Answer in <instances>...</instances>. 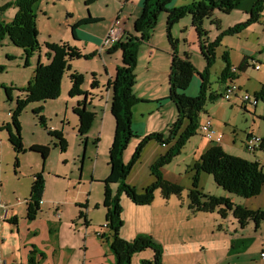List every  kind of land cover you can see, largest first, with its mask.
Wrapping results in <instances>:
<instances>
[{
    "label": "rangeland",
    "instance_id": "obj_1",
    "mask_svg": "<svg viewBox=\"0 0 264 264\" xmlns=\"http://www.w3.org/2000/svg\"><path fill=\"white\" fill-rule=\"evenodd\" d=\"M17 1L0 0V24H9L13 20L17 12ZM84 1L37 0L34 5V11L36 15L37 42L40 45V49L33 53V56L26 57L24 51L15 47L7 36H3L0 39V198L1 202L6 205V210L11 213L15 211L18 218L22 217L25 213L24 201L28 199L34 172H42L45 189L41 202L43 201L42 208L43 212L48 214L47 217L49 215L53 216L57 210L59 212L57 215L60 216L63 222L75 220L78 210H82V214L86 216L84 207L80 209V205L77 204H82L81 206H83L86 202H89V213L94 226H96L97 222L103 224L105 220L106 209L103 207V202L106 185L103 181H105L109 174V149L114 138L113 121L110 124L108 120L105 122L103 133H101L100 126L102 107L105 106L106 102L105 99L101 98V94L106 87V80H104L106 84L98 85V88L101 87L100 93V89H98L88 94L89 107L87 110L94 114V118L85 137H83L84 141L87 137L86 143L81 141L78 136V118L72 112V105H76L77 103L72 100L74 98L68 96L70 90L69 78L67 79L65 74L60 82V95L55 101H49L44 104H28L19 115L18 122L21 127L22 143L26 152L16 155L8 142L7 133V125L11 126V115L15 108L16 99L19 96L17 91L26 87L31 80L38 61L41 64L48 63V61L47 63L45 61L47 60L45 56L47 52L46 44H59V42L67 40L68 37L71 38L72 34L70 30L65 28V23L68 21L67 15H74L75 20L77 16L87 17L90 15L92 17L104 15L105 22H100V24L94 25L90 29H101L104 24L108 23L107 18L112 14L115 0H95L89 5L87 4V6ZM218 1L222 2L224 0ZM144 2L145 0H142L141 12ZM238 7L239 2L237 0V6L230 13L220 16L221 14L217 12L220 16L218 28L219 26L223 28L220 30L221 32L230 28V26L233 27L246 21L247 15L242 14ZM169 9L172 8L169 7ZM217 14L214 12L212 19L205 21L203 26L211 42L215 41L219 36V33L216 32V27L211 24L212 21L217 22V19L214 17ZM184 18L190 22L188 17ZM184 18L173 26L171 30L173 38H177L180 33L179 30H182L181 25H183L182 21ZM135 21L136 19L133 21V24ZM165 24L166 16L165 14H161L154 30L156 39L166 41ZM227 42L232 44V46L228 45L226 48ZM241 46L252 52L263 48L264 10L258 23L246 27L236 36H224L220 39V43L215 48V63L209 71L210 92L220 96L216 101L206 103L204 111L199 116V124H204L207 119L211 121L216 135L221 138L219 144H222L225 153L246 161L257 162L258 160L262 163L264 162L262 161L264 160V154L260 152L255 154L247 153L244 150V142L248 135L264 138V103L258 100L254 106L252 103L244 105L241 97L247 94L253 102L256 94L254 90H257L258 82H263L262 84H264V55L261 57L258 55L249 57L247 70L243 73L238 72V78L233 80V83L241 88V93L233 96L230 101L223 98L225 84L219 82L220 73L224 68L222 60L223 52L238 53L239 47L240 49L242 48ZM40 53L41 59L38 58ZM117 54L121 57V52ZM191 54L192 57H188L194 67L198 63L200 66V62H202L199 70L195 67L197 73L200 74L205 68L204 62L196 51L192 50ZM90 59L75 62L74 66L79 70L85 71H89L90 69L101 70V61L98 59L90 61ZM256 67L259 68L256 69ZM155 70L156 68L154 67L147 68L145 61L138 56L135 75L136 78L139 76V83L143 81V84H146L148 78L157 79V72ZM91 77L92 75L88 74L86 79L89 80ZM192 83H195L196 87L190 96L186 93H191ZM199 84V75H194L184 94L189 97L196 96L199 92ZM85 86L87 87L89 84L85 83ZM5 88L12 89L10 99L5 95ZM140 105L149 107L148 105L150 104L145 103ZM36 111H38L37 114L35 113ZM65 112L67 113L66 115ZM162 115L166 116V120H171V123L168 125L169 127L176 121L175 107L172 105L167 110L163 109ZM39 116L44 118L47 130L39 124ZM152 116L157 121L158 126L161 119L158 115ZM109 119L112 120V118ZM185 126H182V130ZM168 127L163 128L157 133L163 134L166 137ZM135 128H138L137 125L135 126L134 124V127L131 125V130L135 133V137L130 139L122 155V161L125 164L132 158L140 141L145 136L152 134L142 133V131ZM48 131H55L61 135V138L66 143L64 151H61L58 147L59 140L54 136L48 135ZM34 144L48 145L50 147V153L44 162L39 154L28 150ZM215 146L219 145L208 142L198 129L181 151L161 169L164 181L181 188L179 195L171 194L167 199H164L161 192L157 190L154 193L153 202L147 206L151 207L149 210L139 208L141 206L132 204L126 196L121 195L119 205L121 207L123 225L120 229V234L126 233L134 223V220L128 219L133 215L127 209V207H130V209L140 212L137 218L141 223V227L153 233L157 239L165 244V249L162 247V259L165 256L176 261L177 264H215L218 251L221 253L229 251L227 249L229 235L231 236L230 238L235 234L239 237L242 232L244 235L248 233L250 236H253V224H250L247 229L245 226L243 228L240 227L238 221L230 211L226 212L225 216L222 217L218 213L219 209L210 213H193L189 209L191 203L189 195L193 190L211 197L225 196L235 206L244 207V204H249L245 199L228 194L218 187L211 175L202 172L197 173L195 165L200 156L209 148ZM168 149L169 147L149 142L142 149L139 158L126 177L125 183L133 187L138 194L151 186L155 180L151 176L150 167L158 157L165 155ZM16 159L18 161L17 169L14 166ZM107 187L112 191V194L116 193L117 185H108ZM200 201L204 202L203 199ZM164 207L168 208L165 210V213L167 218L172 222H166L164 227L160 224V230L157 231L158 221L154 216L155 213L160 212ZM99 227H97L98 230ZM175 227H177L175 230L178 231L181 240L174 238L171 240L167 237V230L174 229ZM104 228L106 229L105 226ZM101 231L106 233L103 227ZM213 232L214 235L212 234ZM147 235H150V233H147ZM190 235L191 237L187 238ZM155 237H152L154 241L156 240ZM255 258L252 257L250 262H255ZM260 260L264 264V259L260 258ZM165 264L168 263L165 262Z\"/></svg>",
    "mask_w": 264,
    "mask_h": 264
},
{
    "label": "trees",
    "instance_id": "obj_2",
    "mask_svg": "<svg viewBox=\"0 0 264 264\" xmlns=\"http://www.w3.org/2000/svg\"><path fill=\"white\" fill-rule=\"evenodd\" d=\"M95 0H85L87 6ZM172 0H145L141 15L133 24L136 36H128L118 41L109 53L121 52V62L116 68L115 77L106 84V89L111 90L110 113L114 119V138L109 149V174L103 183L106 185L104 190L103 207L106 209L105 227L108 236L98 234L101 238L109 241V250L112 253L115 264H130L131 258L140 252L150 249L153 252L151 260H142L140 264H161L163 249L156 243L150 235L139 234L131 241H125L119 237L122 228L121 207L119 198L126 196L129 201L137 206H149L153 202L155 191L159 190L164 199L171 194L179 195L181 188L177 185L169 184L163 180L161 169L172 160L196 134L199 129V116L204 111L207 102H214L220 95L210 92L209 71L215 63V48L224 36H236L246 27L256 24L261 19L264 10V0H253L252 6L247 12L248 18L245 22L237 24L219 33L215 41L208 39V33L204 30L205 21L211 20L214 12L222 15L230 13L237 6V0H202L189 5L169 9ZM37 0H18L16 2L17 12L9 24H0V39L7 36L10 42L17 48L24 51L26 57L33 56V53L40 49L37 42L36 15L34 5ZM161 14L166 15L165 31L167 42L170 48V66L168 76V96L177 111L176 121L168 127L167 136L160 133H152L145 136L135 149V152L128 163H123L122 155L131 138L135 133L131 130L132 107L141 102L134 93L133 87L136 82L135 69L138 54L143 43L150 40ZM191 18V25L198 37L199 50L205 62L204 70L198 74L195 67L190 63L187 54L180 55V40L173 38L171 30L184 17ZM100 22L99 19L92 18L90 15L82 19L77 24L71 26L73 37L77 26ZM218 28V23L211 22ZM185 42V41H183ZM45 53L47 64L37 62L31 80L26 87L19 89V96L15 102V108L11 115L10 124L7 125L8 142L16 155L26 152L22 143L21 127L18 117L23 109L31 103H46L56 100L60 95V82L63 75L70 71V63L73 60H88L94 55H83L81 52L69 46L67 43L46 44ZM222 60L224 68L220 73L219 82L223 84L225 80L233 77L231 65L228 60V53L223 52ZM248 68L245 60L240 63L235 71L245 72ZM90 88L98 86L95 75ZM199 75V92L194 97L184 94L188 88L192 77ZM84 75L72 72L69 75L70 98L84 97L78 101L72 109L73 114L78 118V136L81 141L85 137L94 118V114L87 110L88 92L81 88L84 84ZM12 89L5 88V95L10 99ZM256 101L264 103V86L255 94ZM42 109V107H41ZM40 109V110H41ZM36 114L38 111L35 112ZM39 124L45 129L46 123L42 116L38 117ZM186 125L182 130V126ZM11 127V129H10ZM13 131V132H12ZM48 135L54 136L59 140L58 147L61 151L66 148L65 141L57 132L48 131ZM87 138V137H86ZM86 143V139L84 141ZM155 142L160 146L169 147L167 153L158 157L150 167L151 176L155 182L145 188L140 194L125 183L134 163L139 158L142 149L149 143ZM28 150L41 156L43 162L50 153L48 145H31ZM15 169L18 168V161L15 160ZM197 173L202 172L213 177L214 183L226 191L228 194L235 195L243 199L257 197L264 190V173L259 163L256 161H246L225 153L219 146L211 147L204 152L195 165ZM42 172L33 175L29 189V196L26 202L27 219L32 221L40 211V203L44 192V177ZM108 185H117V191L112 194ZM189 209L193 213H210L216 209L224 217L226 212H231L238 221L240 227L246 226L248 222H253L257 229L261 222H264V211L249 210L241 206H235L228 198L211 197L196 190L190 192ZM203 199L204 202L200 200ZM79 217H83L80 212Z\"/></svg>",
    "mask_w": 264,
    "mask_h": 264
},
{
    "label": "crops",
    "instance_id": "obj_3",
    "mask_svg": "<svg viewBox=\"0 0 264 264\" xmlns=\"http://www.w3.org/2000/svg\"><path fill=\"white\" fill-rule=\"evenodd\" d=\"M197 1L199 0H172L169 7L172 9L179 8ZM238 2H239L238 9L241 10L242 14L247 15V12L252 6L253 0H238ZM141 5H142V0H123V1L115 0V3H113L112 14L107 18L108 23L104 24V26L101 29H90V28L93 27L94 25L100 24V22L101 23L105 22L104 15L92 16V18L99 19L100 22L77 26L76 29L74 30L75 37H73L72 35L71 38L68 37L67 40H65L64 42L63 41L59 42V43H67L69 46L78 49L83 55L94 54V56L90 59V61H93L94 59H98L102 63L101 70L99 71L92 69H90L89 71H85V70H79L74 66L75 62H80L81 60L84 59L73 60L70 63V71L65 73V77L68 79L69 75L72 72H77L79 74H82L84 75L85 81L81 89L83 91L88 92V94L100 89L99 90L100 93L101 87L98 88L97 86V88L91 89L90 82L92 80V77L91 79L87 80L86 76L88 74L91 76V74L94 73L95 80L97 81L98 85L106 84L104 80H106L107 82L113 80V78L115 77L116 68L120 65L121 62V57L119 54H117L120 51H116L114 53H109V50H106L104 52L99 51L101 40L105 36L109 26L116 17L120 18L123 23L124 36L122 40L128 36L131 37L136 36V33H134L133 30V21L141 15ZM218 14L215 15L214 17L217 19V23L219 25L220 23L219 17L222 16V14L220 16ZM67 18L68 21H66L65 23V28L67 30H70L71 32V26L77 24L79 21L85 19L86 17L77 16L75 20L74 15L71 14L70 16L68 14ZM188 18L190 19V22L187 21L188 19L185 18L183 19L182 21L183 25H181L182 30L181 31L179 30L180 33L176 38L181 41L179 45V53L180 55L187 54L189 57H192L191 51L194 50V52L196 51L201 56L199 50L198 37L192 28L191 18L189 16ZM219 28H220L219 30L216 29V32L218 33H220L221 32L220 30L223 29L220 26ZM153 34L148 42L143 43L141 45L139 51L140 55L138 54V56L139 58H142L145 61L147 68L150 67L156 68L155 71L157 72V79L148 78L146 80V84H143V81L139 83L138 81L139 76H137L135 85L133 87L134 95L138 99H140L141 102H138L132 107L131 125L133 127L134 124L135 126L137 125L138 128L135 129L142 131V133H157L158 131H161L163 128H167L169 123H171V120L165 119L166 116L162 115V110L163 109L167 110L168 108H171L172 105L174 106V104L167 99L168 90H169L168 76H169V66H170V48L167 39L166 41L156 39L155 34L154 35ZM228 45L232 46V44L227 42L226 48L228 47ZM254 55H258L259 57L264 55V46L262 49L259 48L253 52L245 49V47H242L241 49L239 47L238 53L229 52L228 60L231 65L230 70L232 69L235 70V68L240 63H243L244 60L248 65L249 57L250 56L253 57ZM38 58L41 59V53L38 55ZM45 61L47 63V60ZM201 64L202 62H200V66ZM200 66L199 63L198 65H195V67L198 70L200 69ZM233 74H234V76L232 77L233 79L238 78V71H236ZM85 83H88L89 86L86 87ZM262 83L258 82L257 90H254L256 91V93L260 90L262 86H264V84ZM191 86H192V88L190 89L191 93H186L187 95L190 96L194 92V88L196 87V85L195 83L194 84L192 83ZM69 87H70V83H69ZM101 98L106 100L105 106L102 107V121L100 122L101 130H102L101 133H103V127L107 120L109 124L112 121H113L112 124H114V119L110 113L111 90H107L105 87L103 93L101 94ZM82 99L83 97H75L72 100H74L75 103H77ZM145 103L150 104L148 105L149 107H143L142 105H140ZM74 107L75 105H72V109ZM88 107H89V102L87 109ZM66 114L67 113L65 112V115ZM152 115H158L159 118L161 119L160 122L158 123V126H157V121L154 119ZM176 117H177V111H176ZM109 118H112V120ZM86 142H87V138H86ZM218 145L223 150L222 144H218ZM257 162L259 163L264 173V162L261 163L258 160ZM36 173L38 172H34V174ZM44 189H45V185H44ZM245 200L249 204L248 205L244 204V208L250 210L264 211V190H262V192L257 197L251 199H245ZM25 201H24L25 213L23 214L22 217L18 218V215L15 211H13L12 213L8 212L6 220L2 222V224L0 225V264H115L114 257L109 250V241H106L105 238H101L100 235H98V234H104L106 237L108 236V231L107 229L104 228L105 220L103 224L97 222L96 226H94L93 220L89 213L90 212L89 202H86V204L83 206H81L82 204H77L80 205L79 206L80 209H83L84 207V209L86 210V216H84L85 215L84 214L83 217H79L78 215L82 210L81 211L78 210V215L77 218H75V220L63 222L60 216L57 215L59 213L57 210L54 212L53 216L49 215V217H47L48 214L43 212V208H42L43 201L40 203V211L37 213L34 220L32 221L28 220ZM0 203H2L1 198H0ZM139 208H144L148 210L151 209V207H147V206H141ZM127 209L128 211L133 213V215L130 216L128 219L131 221L134 220V223L133 225H131L130 229L126 233L120 234L121 232L120 230L119 232L120 238H122L125 241H131L137 235L147 234V233L148 234L150 233L152 237H155L153 233L148 232L141 227V223L137 218L140 212H137L134 209H130V207H127ZM166 209L168 208L164 207L163 210H161L158 213H155L154 217L158 221L157 231L160 230L159 229L160 224H162V227H164L166 222H172L166 216L165 213ZM1 213L2 211H0V214ZM250 224H253L254 226L253 229L254 235L250 236L248 233L244 235L242 232L239 237H237V235L235 234L232 235L233 236L232 238H230L231 236L229 235L227 240V249H229V251L227 253H221L218 251L217 253L218 255L216 256L217 261L215 264H255V263L262 264L259 253L262 251L264 247V227H263L264 222H261L259 227L255 229L254 223L250 221L246 224L245 226L246 229L250 226ZM98 226H100L99 230L97 229ZM102 227L104 230H106V233L104 231H101ZM175 229H177V227H175L174 229H168L167 237L171 240L173 238L177 240H181L178 231ZM212 234L214 235V232ZM246 236H250V237H246ZM189 237H191V235L188 236L187 238ZM156 240H155L156 243L160 244L165 249V244L162 243L161 240L157 238ZM152 257H153V252L150 249H147L143 252L135 254L131 258L130 264H140L142 260H151ZM252 257H256L254 259L255 262H250ZM165 262H167L168 264H177L176 261H173L163 256L162 264H165Z\"/></svg>",
    "mask_w": 264,
    "mask_h": 264
},
{
    "label": "built area",
    "instance_id": "obj_4",
    "mask_svg": "<svg viewBox=\"0 0 264 264\" xmlns=\"http://www.w3.org/2000/svg\"><path fill=\"white\" fill-rule=\"evenodd\" d=\"M124 36V28L122 20L118 17H116L111 25L109 26L105 36L102 38L100 43L99 51L103 52L110 48H112L118 41L122 40ZM259 67H256L258 69ZM232 73H235V70H231ZM233 78L230 77L223 84H225V90L223 94V98L227 101H230L233 96H237L239 93H241V88L238 87L236 84L233 83ZM242 102L244 105L251 104L254 106L257 101L253 98L252 99L249 95L244 94L241 97ZM199 130L202 132L203 137L210 143L219 144L221 141L220 136L216 135V132L214 131V128L212 126V123L209 119L205 121L204 124L199 125ZM244 150L247 153H257L261 152L264 153V138H257L252 135H248L244 142ZM0 211L2 213L0 214V225L2 222H4L7 218V210L6 205L4 203H0ZM261 259H264V247L262 251L259 254Z\"/></svg>",
    "mask_w": 264,
    "mask_h": 264
},
{
    "label": "clouds",
    "instance_id": "obj_5",
    "mask_svg": "<svg viewBox=\"0 0 264 264\" xmlns=\"http://www.w3.org/2000/svg\"><path fill=\"white\" fill-rule=\"evenodd\" d=\"M236 72V71H235Z\"/></svg>",
    "mask_w": 264,
    "mask_h": 264
}]
</instances>
